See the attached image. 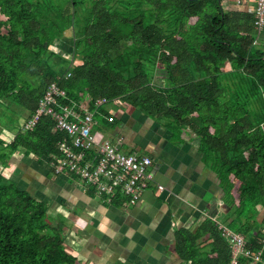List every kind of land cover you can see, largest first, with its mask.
Returning a JSON list of instances; mask_svg holds the SVG:
<instances>
[{"label":"trees","instance_id":"1","mask_svg":"<svg viewBox=\"0 0 264 264\" xmlns=\"http://www.w3.org/2000/svg\"><path fill=\"white\" fill-rule=\"evenodd\" d=\"M68 40L70 53L59 46ZM255 41L254 16L222 0H0V264H77L64 224L7 172L19 152L51 163L67 138L48 117L25 126L53 83L66 93L57 109L118 99L175 141H200L221 187V223L181 227V260L231 264L221 224L260 250L264 48Z\"/></svg>","mask_w":264,"mask_h":264},{"label":"crops","instance_id":"2","mask_svg":"<svg viewBox=\"0 0 264 264\" xmlns=\"http://www.w3.org/2000/svg\"><path fill=\"white\" fill-rule=\"evenodd\" d=\"M257 1L227 0L226 8L254 16ZM255 45L264 48V27L256 29ZM126 106L106 107L94 132L123 152L152 159L154 182L136 205L107 204L73 176L56 175L49 161L41 163L33 155L14 154L7 172L47 204L50 216L64 218L58 223L65 226V247L77 264H186L175 251L176 232L198 227L208 217L221 223L218 178L205 164L198 139L187 135L175 141L163 123Z\"/></svg>","mask_w":264,"mask_h":264},{"label":"built area","instance_id":"3","mask_svg":"<svg viewBox=\"0 0 264 264\" xmlns=\"http://www.w3.org/2000/svg\"><path fill=\"white\" fill-rule=\"evenodd\" d=\"M226 1L222 0L225 7ZM254 26L256 29L264 27V0L256 3ZM65 97L66 93L58 84H51L36 113L25 125L27 129H33L42 117H48L53 121L55 129L66 135L67 138L58 143L59 153L51 162L54 173L73 176L107 204L122 201L126 206L136 205L154 182L152 159L137 153L123 152L110 139L98 140L94 132L95 125L107 115L106 107L126 104L118 99L110 101L103 98L95 101L92 108L86 104L74 109H57L59 99ZM101 109L104 111L101 112ZM108 119L114 121L111 115ZM157 189L163 191L164 187L158 185ZM220 229L231 247V264H240L241 259H245L248 264H264V230L262 248L254 251L247 248V240L242 234L222 224Z\"/></svg>","mask_w":264,"mask_h":264},{"label":"rangeland","instance_id":"4","mask_svg":"<svg viewBox=\"0 0 264 264\" xmlns=\"http://www.w3.org/2000/svg\"><path fill=\"white\" fill-rule=\"evenodd\" d=\"M73 45V43H72V41L71 40H68V41H63V42H59V46L62 48V49H66V51L67 52H71V46ZM260 48V47H259ZM66 52V53H67ZM66 53H62L63 55H67ZM121 107H123V108H128L127 106L125 107V106H121ZM123 108H122V110H123ZM126 109H124V111H126ZM7 115H9V116H13V114L12 113H8ZM0 117H2V111H1V116ZM98 119H100V117H98ZM22 122V121H21ZM102 133H103V135L105 136V137H109V133L107 132V131H102ZM6 136H5V138L8 140V139H10V138H12V136H11V134L10 133H6L5 134ZM103 135H99V138L100 139H102V138H104V136ZM22 186H23V184H21ZM64 218L63 217H59V218H57V217H52L51 216V221L53 222V223H55V224H57L59 221H62Z\"/></svg>","mask_w":264,"mask_h":264},{"label":"water","instance_id":"5","mask_svg":"<svg viewBox=\"0 0 264 264\" xmlns=\"http://www.w3.org/2000/svg\"><path fill=\"white\" fill-rule=\"evenodd\" d=\"M121 150V148H119Z\"/></svg>","mask_w":264,"mask_h":264}]
</instances>
